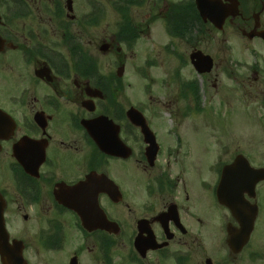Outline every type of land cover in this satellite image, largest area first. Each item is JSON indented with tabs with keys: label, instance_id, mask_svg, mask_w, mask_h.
Instances as JSON below:
<instances>
[{
	"label": "flooded vegetation",
	"instance_id": "obj_1",
	"mask_svg": "<svg viewBox=\"0 0 264 264\" xmlns=\"http://www.w3.org/2000/svg\"><path fill=\"white\" fill-rule=\"evenodd\" d=\"M172 2L0 0V264L252 261L261 183L255 227L238 251L226 238L217 246L212 226L201 219L215 218V206L231 225L214 180L239 154L255 166L247 148L231 149L229 142L216 144L222 148L217 165H201L204 137L197 151L189 119L193 111L201 114L195 102L212 73L198 75L190 53L177 68L158 73L166 45L148 48L142 66L133 62V48L156 27L166 32L167 23L190 52L209 54L200 46L211 40L202 27L219 32L221 41L264 45L261 36L247 35L255 16L264 30V0H238V14L221 29L204 21L198 27L192 8L179 20ZM98 30L97 40L88 39ZM228 56L216 62L212 55L213 66L236 85ZM187 61L195 77L181 72ZM249 69L240 92L264 125L261 69ZM63 191H71L81 211L60 202Z\"/></svg>",
	"mask_w": 264,
	"mask_h": 264
},
{
	"label": "rangeland",
	"instance_id": "obj_2",
	"mask_svg": "<svg viewBox=\"0 0 264 264\" xmlns=\"http://www.w3.org/2000/svg\"><path fill=\"white\" fill-rule=\"evenodd\" d=\"M137 12L141 13L142 10ZM262 22L264 24V15ZM105 26L106 24H102L100 30H103ZM204 29L208 32L205 41H207L206 39L211 40H208L207 43H201L200 46L211 56L213 55L216 62L222 60L223 53L225 57L229 54L230 56L227 59L233 60L234 70L239 82L236 85H230V81L227 80V73L224 72L223 75L220 68H213L210 80H207V82L206 80L203 81L205 83L203 91L199 88L200 100L197 104L201 106V114L193 111L189 120L192 123L190 126L193 127L191 130L193 144L195 145L197 142L200 144L195 147L197 151L202 149L201 142L203 141H200L201 138L198 137H204L205 154L199 155V159L202 161L201 165L202 163L203 165H208L210 162L216 164L217 161H220L222 148L219 145L229 142L231 149L236 147H239V149L247 148L249 150L248 157L252 159L253 164L256 167H264V125L258 119V113L255 109L256 105L247 102L243 97V91L240 92V88H242L241 81L244 78L246 79V76H250L251 70L249 67L251 65L261 69L259 79L264 87V45L257 40L249 42L247 39L245 41L243 39L221 41L222 35L212 27H205ZM100 30L92 31L93 34L88 39L93 42L97 40ZM174 38L173 35L164 32L160 27L154 28L151 38L140 37L135 44L133 49L136 48V56L133 62L142 66L143 63L141 62L146 58L148 48L151 46H162L163 44L166 46L171 45V48L167 49L168 52L162 56L164 64L159 68L158 72L169 73V70L178 67L179 57L187 56L190 53L187 44L174 40ZM184 42L186 41L184 40ZM246 45H248L247 48ZM93 47V45L89 46L91 49ZM121 48L124 50V46ZM227 61L225 59V62ZM245 64L246 66L244 67ZM163 68L165 71H163ZM184 70L181 72H185L187 76L195 77V72H193L189 64L185 66ZM198 82H200L199 79ZM233 88L236 89V97ZM217 143L220 144L216 146ZM259 190L261 210L253 233L254 236L250 243L252 261H248L245 258L246 260L243 259L236 264H264V181L260 184ZM211 211L215 214V218H207L204 215H200L208 226H212V236L215 237L213 241H216L218 246L227 237L225 226L228 220L223 211L215 206ZM232 222L235 223L233 219ZM229 264H235V262L232 261Z\"/></svg>",
	"mask_w": 264,
	"mask_h": 264
},
{
	"label": "water",
	"instance_id": "obj_3",
	"mask_svg": "<svg viewBox=\"0 0 264 264\" xmlns=\"http://www.w3.org/2000/svg\"><path fill=\"white\" fill-rule=\"evenodd\" d=\"M194 1L195 5L197 6L199 15L202 17V19L204 21L209 20L210 22H213V24L219 28L222 27L221 25L228 15H234L238 11V4L236 0H230L228 5L222 4L221 0ZM257 26L258 22L256 19L255 27L253 31L248 32V36L253 37L255 35V30ZM261 33L259 31L256 32V34ZM190 60L193 62L196 70L199 72H209L213 64V60H211L210 56L203 54L202 51L192 52L190 54ZM236 158V161L232 165H229L227 169H224L221 179L219 180L220 182L218 184V188L216 190L218 201L222 204L227 205L231 209V213L239 224V229L233 227L232 225L228 228L229 237L227 239V242L228 245L233 248L237 247L234 244L235 238L240 239V242L237 244L238 247H241L242 243L246 242V240L249 238V234L254 226L253 222L258 212L256 204L251 205L246 200H243V198L237 202L230 201V192L229 194L227 192V189L229 188V184H227V179L230 175L236 176L237 174H242L244 182L241 184V188H243L244 191L248 192L250 196L254 195L253 188L255 184L258 181L264 179V168H251L249 167L247 160L243 158V156L239 155ZM76 189L77 187L74 188V190ZM70 194L71 191H63V193H61L58 199L63 204L65 203L68 206L72 205L75 209L81 211L82 209H78V202L73 203L70 201Z\"/></svg>",
	"mask_w": 264,
	"mask_h": 264
},
{
	"label": "trees",
	"instance_id": "obj_4",
	"mask_svg": "<svg viewBox=\"0 0 264 264\" xmlns=\"http://www.w3.org/2000/svg\"><path fill=\"white\" fill-rule=\"evenodd\" d=\"M191 8H192L193 23L196 22L194 19H196L197 22L200 23V19H199V17L196 14L195 6L193 5L192 1H191V3L190 2H188V3H180L177 6H174L172 9H174L176 11L178 10L180 12L179 15L177 14L178 19L180 20V19L183 18L182 16L184 14L187 15L186 17H188V15H189L188 11L191 10ZM179 20L175 23L176 26H178ZM179 24H182V22L180 21ZM173 31H175V28H173Z\"/></svg>",
	"mask_w": 264,
	"mask_h": 264
}]
</instances>
